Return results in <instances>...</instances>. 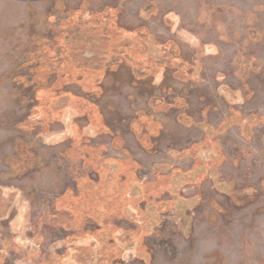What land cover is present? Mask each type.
Returning <instances> with one entry per match:
<instances>
[{
    "label": "rangeland",
    "instance_id": "obj_1",
    "mask_svg": "<svg viewBox=\"0 0 264 264\" xmlns=\"http://www.w3.org/2000/svg\"><path fill=\"white\" fill-rule=\"evenodd\" d=\"M81 6L119 8L121 25L147 26L160 40L176 41L192 68L184 79L172 71L155 80L135 79L125 67L108 74L103 92L89 98L101 108L111 133L78 147L70 141L46 143L40 129L29 126L32 61L39 62L41 46L54 35L45 17ZM67 89L83 95L76 85ZM238 92L243 98L235 99ZM161 99L168 107L157 110L154 104ZM233 111L244 121L213 139L225 161L216 163L212 151H201L197 158L206 165L193 170L194 155L182 153L213 134ZM141 112L159 121L158 134L151 133L150 119ZM64 127L51 126L57 139L67 136L59 133ZM149 137L151 147L145 148ZM23 145L36 161L20 156ZM91 150L125 161L120 165L126 173L130 161L136 176L150 185L175 174L170 192L161 188L152 196L156 202L176 201L157 223L142 226L117 213L86 222V231L114 232L113 240L121 244L102 238V248H116L118 256L126 243L134 245L119 264H264V0H0V254L7 251L5 264H74L61 255L70 245L78 251L74 239H66L80 230L62 225L71 213L55 206L67 191L78 195L77 178L99 180ZM108 175L109 185H115L117 174ZM99 205L106 217L104 202ZM52 215H61V222Z\"/></svg>",
    "mask_w": 264,
    "mask_h": 264
},
{
    "label": "trees",
    "instance_id": "obj_2",
    "mask_svg": "<svg viewBox=\"0 0 264 264\" xmlns=\"http://www.w3.org/2000/svg\"><path fill=\"white\" fill-rule=\"evenodd\" d=\"M120 15L121 11L116 7L109 6L101 11H91L81 6L78 9H63L59 13H51L45 17V22L54 35L51 41H46L41 46L39 62L36 64L34 60L32 61L35 63L32 69L34 79L31 82L34 87V96L29 126L30 129L38 127L45 135L46 143L52 140L53 143L57 142L56 140L63 143L70 141L73 147H78L88 143L94 137L110 134L111 129L106 123L101 108L92 102L89 96L100 95L107 75L117 72L122 67L128 69L135 79L155 80L159 75L166 77V74L171 71L176 78L184 79L189 76L192 66L182 55L181 47L176 41L160 40L147 26L136 29L124 27L121 25ZM71 85L78 86L83 95L69 91L67 88ZM237 97L243 98V93H236L235 99ZM154 106L157 110H164L168 104L165 99H161L157 100ZM74 114L77 116L73 117ZM140 114L150 119L151 133L158 134L161 131L162 125L159 121L145 112ZM79 120H85L87 124L81 126L78 123ZM242 121H244L242 114L233 111L228 121L219 128L213 129V134L206 135L203 142L184 151L183 156L193 154L195 157L196 167L193 170L198 171L200 166L206 165L197 158L201 151H212L216 155L214 158L216 163L224 162L225 157L213 139L219 133L227 131L232 124H241ZM259 122L262 123V118H259ZM55 124L62 126L66 124V127L59 132L61 135L66 133L67 136L64 139H57L58 136L52 132L51 126ZM150 139L151 137L144 140L143 147H151ZM102 152L104 151H92L90 160L95 165L99 180L95 181L87 176L77 178L78 195H71L67 191V194L65 193L55 206L59 212L66 210L71 213L70 219L66 218L68 222H61L59 220L61 215L59 217L52 215L50 217L52 220H59L62 225L68 226L67 228L75 229L93 216L101 220L109 219V215L115 213L114 210L120 211L124 207L125 203L120 201V198L127 197L133 183H141L144 187L143 197L138 199L139 204L156 205L160 213L175 207V200L156 202L152 198L159 194L161 188L169 191L172 186H175L172 182L174 173L171 177L160 178L155 184L150 185L136 176L135 165H131L130 161H127L128 165L126 163L129 169L126 173L125 167L121 168L120 165L125 161L102 157ZM23 154L30 161H36V158L28 152L26 145H23L20 156ZM22 164L19 165L22 166ZM111 173L117 174L115 185H109L111 180L108 174ZM127 176H130L132 181ZM203 176L201 172L200 177ZM86 192V200H83L80 197ZM99 200L104 202V207L101 208L107 212L106 217L97 211L100 208ZM77 232L70 236L74 239L73 245L79 247L75 252L76 258L73 260L77 264H88L92 261L94 254L98 255L99 250L96 245L100 242L101 238H97L100 233L98 229L80 230L78 234ZM79 244L83 245L79 246ZM109 244H114L113 238H109ZM141 244L143 245V240ZM115 250L118 249L106 245L101 253L102 263L110 261L116 264L121 261L119 256L118 259L113 257L112 252ZM143 251L145 258L150 261L151 255L144 245ZM5 257L6 254L0 256V264H5Z\"/></svg>",
    "mask_w": 264,
    "mask_h": 264
},
{
    "label": "flooded vegetation",
    "instance_id": "obj_3",
    "mask_svg": "<svg viewBox=\"0 0 264 264\" xmlns=\"http://www.w3.org/2000/svg\"><path fill=\"white\" fill-rule=\"evenodd\" d=\"M131 188L132 189L127 194V197L122 198V199L120 198V201L125 203L124 207L120 211L114 210L115 213H117L119 215V217H122L121 218L122 220H127V221L132 222V223L134 222L132 220L136 219L139 223L143 224L142 226H145V224H144L145 222L153 221V222L157 223L158 220H159V215H160L159 207L156 206V205H148L146 203H145V205L138 203V201H139L138 199L143 197V189H144V187L141 186V183H137V184L133 183L131 185ZM129 195L131 196V199L128 198ZM123 217H124V219H123ZM122 220H118V221L120 222ZM94 222H96V221H94ZM114 223H116V221H114ZM101 224L104 225L103 223H101ZM84 226H86V223L83 224L82 226H77L74 230L78 229V230L86 231L84 229ZM110 235H98L97 238H101V239L102 238H106L107 239V243L109 244V238H113V234L110 233ZM70 236L71 235H69L67 237V239H66L67 243H69V241L71 239ZM145 237H147V235ZM92 238H94V237H92ZM101 239H100V242H98L99 244L96 245V248L99 250L98 251V255L94 254V257H93L92 261H90L88 264H112L110 261H106V262L102 263V259H101L102 255H101V253H102V250H103V248H102L103 247L102 246L103 243H102ZM113 241H114L115 245L117 244L119 246L121 244L120 242L117 243L115 240H113ZM123 245H125V243ZM129 245L131 247H128ZM129 245H128V243H126V246H124V249H122V252L119 253V257L121 258V260H122V257H124V255L127 252L134 251V249H132V247H134V245H131V244H129ZM112 253H113V257H116L118 259V250L117 251L115 250ZM5 254H6L5 258H7V251H3L0 254V256L1 255H5ZM67 255H69L68 262H71L74 258H76V257H74L75 256V252L72 250L71 245L67 248V250L61 256L66 257ZM0 263H1V261H0ZM5 263H6V259H5ZM73 263L77 264V262H75L74 260H73ZM116 264H119V262H116Z\"/></svg>",
    "mask_w": 264,
    "mask_h": 264
}]
</instances>
